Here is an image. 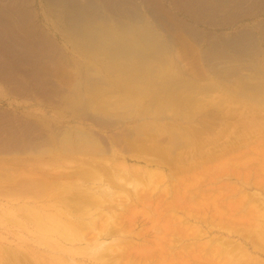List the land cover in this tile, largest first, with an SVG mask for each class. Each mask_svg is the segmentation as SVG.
Returning <instances> with one entry per match:
<instances>
[{
    "label": "bare ground",
    "instance_id": "obj_1",
    "mask_svg": "<svg viewBox=\"0 0 264 264\" xmlns=\"http://www.w3.org/2000/svg\"><path fill=\"white\" fill-rule=\"evenodd\" d=\"M43 1L48 23L38 20L33 0H0V81L10 95L63 105L61 119H45V131L37 120L0 111V154L25 155L12 158V166H29L0 182V213L7 195L20 197L18 209L37 217L43 235L81 241L82 228H93L96 217L77 207L72 218L70 200L110 201L109 182L135 192L141 182H153L165 160L234 117L238 109L230 104L264 106V17L233 28L260 16L264 0ZM224 25L226 33L211 29ZM99 127L115 129L111 142ZM140 149L156 152L158 160L131 154Z\"/></svg>",
    "mask_w": 264,
    "mask_h": 264
},
{
    "label": "rangeland",
    "instance_id": "obj_2",
    "mask_svg": "<svg viewBox=\"0 0 264 264\" xmlns=\"http://www.w3.org/2000/svg\"><path fill=\"white\" fill-rule=\"evenodd\" d=\"M43 3V0H33V8L38 20L48 23L45 16L46 5ZM260 17H264V12L260 16L246 17V20L239 21L233 28L245 25L252 27ZM224 27L228 29L226 25L211 29L221 34L229 31ZM55 38L61 41L59 36L56 35ZM207 76L214 78L210 74ZM0 83V111L16 112L23 118L37 120L44 131L45 119L51 116L53 119H61L59 116L63 105L60 101H41L37 98L32 100L26 95L24 97L21 95L23 99L19 95L11 96L7 86L1 81ZM9 101L13 102L11 108ZM251 103L247 102L244 109L236 104H230L233 109H238L232 111L234 117L229 116L232 120L225 119L222 124L212 129L213 132L210 131V134L196 137L195 146L182 148L176 152L174 159L170 160L172 167L170 161L165 160L169 163L164 161L163 168L157 170L161 178L158 175L159 177L156 176L152 183L141 182L137 192H131L130 186L122 188L121 191L118 184L114 185L108 181L107 173H102L101 178L105 183L109 182L108 185L114 193L110 201L95 205L97 207L89 205V202L71 200L69 202L70 213L73 215L74 212L72 218H76L82 207L91 212L92 217H96L93 228H82L81 241L71 243L59 239L54 233L49 236L41 234L37 230V217H32L21 208L18 209L17 204L23 200L20 197L19 200L18 196L7 195V199L4 198L6 204L3 203L5 213H0V264H264V106ZM109 130L115 131L114 128L105 127L100 128L99 132L106 139L111 138L109 141L111 142L113 135ZM232 133L236 135L233 136ZM209 149L213 151L210 152ZM142 152L145 153V150H133L131 154L135 153L138 157L148 160H158L156 152L146 150L144 155ZM12 158L23 159L25 155L12 157L0 154V179L2 178L0 182L4 181L8 174H24L26 173L24 168H29L20 164L12 166ZM16 168L17 171L20 169L19 172L14 171ZM180 168L182 170H179ZM154 169L156 168L153 166L152 170ZM163 178L167 180L164 182ZM84 184L89 186L88 181ZM186 184L189 186L186 187ZM113 185L117 187L114 188ZM75 208L78 209L76 212ZM6 213L9 215L6 216ZM64 249L66 251H63Z\"/></svg>",
    "mask_w": 264,
    "mask_h": 264
}]
</instances>
